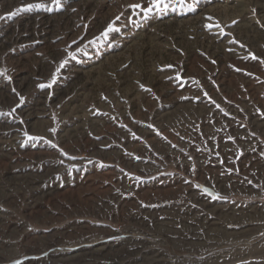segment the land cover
Returning <instances> with one entry per match:
<instances>
[{"label": "rangeland", "instance_id": "rangeland-1", "mask_svg": "<svg viewBox=\"0 0 264 264\" xmlns=\"http://www.w3.org/2000/svg\"><path fill=\"white\" fill-rule=\"evenodd\" d=\"M153 2L0 0V264H264V0Z\"/></svg>", "mask_w": 264, "mask_h": 264}, {"label": "snow or ice", "instance_id": "snow-or-ice-1", "mask_svg": "<svg viewBox=\"0 0 264 264\" xmlns=\"http://www.w3.org/2000/svg\"><path fill=\"white\" fill-rule=\"evenodd\" d=\"M55 2L57 3V4H59V0H55ZM161 2V0H154V2H153V4H152V7H157L158 5H159V3ZM33 7V5H28L27 6V8H32ZM130 7H132V8H137V9H139V8H141V7H143L142 5H140V4H134V5H130ZM147 11H149V12H151L152 11V8H147L146 9ZM116 29L112 26V25H110L109 26V28H108V31H115ZM107 33H105V35H106ZM64 65L63 64H61V66L60 67H63ZM57 71H59V69H57ZM0 76H5V73L4 72H0ZM7 78V77H6ZM10 79V78H9ZM52 83H55V76H53V80H52ZM52 86V84H48V85H44V84H41V85H39V87L40 88H45V87H51ZM13 91H15V89H13ZM23 100V98H21V101ZM15 109H13V111H14ZM25 135H27V133H25ZM29 139H34L33 137H29Z\"/></svg>", "mask_w": 264, "mask_h": 264}]
</instances>
